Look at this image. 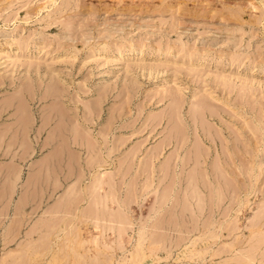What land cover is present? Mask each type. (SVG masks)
Segmentation results:
<instances>
[{
	"label": "rangeland",
	"instance_id": "obj_1",
	"mask_svg": "<svg viewBox=\"0 0 264 264\" xmlns=\"http://www.w3.org/2000/svg\"><path fill=\"white\" fill-rule=\"evenodd\" d=\"M0 264H264V0H0Z\"/></svg>",
	"mask_w": 264,
	"mask_h": 264
}]
</instances>
